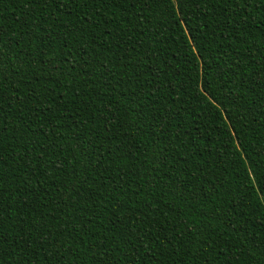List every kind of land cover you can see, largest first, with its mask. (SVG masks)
I'll use <instances>...</instances> for the list:
<instances>
[{
  "label": "trees",
  "instance_id": "obj_1",
  "mask_svg": "<svg viewBox=\"0 0 264 264\" xmlns=\"http://www.w3.org/2000/svg\"><path fill=\"white\" fill-rule=\"evenodd\" d=\"M0 264H264V0H0Z\"/></svg>",
  "mask_w": 264,
  "mask_h": 264
}]
</instances>
